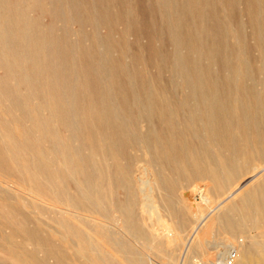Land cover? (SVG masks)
I'll return each mask as SVG.
<instances>
[{
	"label": "rangeland",
	"instance_id": "obj_1",
	"mask_svg": "<svg viewBox=\"0 0 264 264\" xmlns=\"http://www.w3.org/2000/svg\"><path fill=\"white\" fill-rule=\"evenodd\" d=\"M24 5L25 35L18 42V52H21L20 60L25 70L17 68L7 47L0 42V78L6 73L5 66L10 64L16 74H27L28 83L41 87L48 82L55 88H61L68 107L76 104L79 113L77 111L70 117V125L56 121L53 112L42 107L46 93H31L26 84L20 85L18 95L11 101L0 95V145L14 144L17 148L24 133L30 131L40 133L42 146L50 150L53 142L46 133L32 128V117L37 116L42 125L44 119L52 118L57 138L77 149L85 163L90 165L87 170L88 175L91 173L90 180L92 175L97 177L95 172L101 165L102 177L98 180V188L103 206L107 204L106 208L111 209L110 204L114 203L116 213L118 208L125 206V192L114 185L111 187L108 175H115L118 166L131 163L134 176L144 177L143 165L146 164L152 172L155 170L153 173L160 172L164 182L163 191L157 198L162 206L159 215L164 220L173 221L176 220L174 211L184 202H198V209L192 211L193 216L201 213L199 217L207 214L212 205L221 202L227 195L226 191L216 193L214 189L213 192L204 190L201 179L195 173L188 176L192 163L185 164L178 172L166 165L158 169L157 163H150L149 156L151 160L154 157L156 162L158 149L162 147L160 144L174 140L173 128L192 127L193 130L188 128L189 132H183V141L192 139L195 149L204 153L208 150L214 159L217 158L216 162L225 158L232 166L237 165L229 170L231 182L227 190L255 174L252 170L257 165L264 166V150L258 149L264 148V0H24ZM37 51L46 59L41 68L35 70L39 74L33 72L34 66L29 60L35 57ZM208 99L216 102L214 107L225 118L222 125L216 122L211 135L202 130L204 119L201 114L210 108L207 106ZM192 111L196 112L195 115ZM128 130L129 133L134 132V141H139L137 146L129 148L124 140L117 138H123ZM109 131L112 132L106 140ZM142 143L149 146L148 156L143 152ZM103 146L108 149L107 153ZM28 157L32 159L33 153H29ZM90 157L95 160L93 164ZM55 160L53 162L57 165L61 157L56 155ZM23 162L22 158H18L0 166V264H27L15 254H20L21 258L24 255L38 259L43 257L55 263L61 253L68 257L65 262L69 264H87L76 254L79 252L94 262L92 258L96 256L87 246L89 240L104 242L102 251L111 247L117 253V261L123 264L126 261L131 263V253L136 250L148 253L152 264H180L182 248L175 250L164 242L161 245L157 243L160 239H154V242L151 239V225L157 229L159 236L165 233L160 231L155 214L149 221L146 214L138 215L135 222L142 229L139 243L135 249L126 250L106 245L108 241L102 229L88 221L70 219L42 207L18 208L20 214L12 211L9 205L15 207L10 204L16 197L14 191H20L25 196L31 189L50 198L51 202L52 193L58 195L62 202L69 205L68 209L72 206L79 214L89 215L85 210L91 209L88 202L80 205L73 201L76 190L80 188L83 191L87 187L86 183L79 181L80 176H73V179L66 177L64 189L53 186L52 190H48L41 179H28L16 169L15 165L20 166ZM245 162L247 167H241ZM218 169L216 179L220 182L228 173ZM174 182L177 184L176 191H170ZM61 190L64 194L59 192ZM263 192L264 184H259L253 189L251 187L245 197L251 199ZM199 193H207L208 200H199ZM241 201L237 202L235 212L221 210L207 216L204 224L195 229V235L192 228L198 222L193 218L194 223L192 216L187 217L188 226L181 236L184 239L193 237L190 241L194 240L188 264H193V257H200L198 247L211 246L207 250V258L212 261L216 260V249L219 252L225 250L223 243L228 235L219 226L227 217L237 219L239 210L246 207L252 209L251 200ZM23 214L27 216L24 221ZM37 222L42 228L54 230L51 240L57 247L53 254L45 256L44 245L25 232L26 227L36 226ZM77 228L80 234L74 232ZM259 231H264L263 225L255 233ZM161 240L164 241L163 238ZM215 245L216 249L213 248Z\"/></svg>",
	"mask_w": 264,
	"mask_h": 264
},
{
	"label": "bare ground",
	"instance_id": "obj_2",
	"mask_svg": "<svg viewBox=\"0 0 264 264\" xmlns=\"http://www.w3.org/2000/svg\"><path fill=\"white\" fill-rule=\"evenodd\" d=\"M23 7H25L24 0H0V11H1L0 29L2 30V32H0V42L2 43V46L4 45L5 47H7V50L12 55L13 61H15L17 68L25 70L24 64L22 65V62L20 60L21 52H18L20 49L18 42L20 43V41H22V39L25 35V27H24V23H23V21L25 19V10ZM29 60L31 61L32 65L34 66L33 72L35 74H39L35 70H39L41 68V65L46 62L45 57L41 53H39V51H37L35 57L33 58V56H32L31 58H29ZM105 64L107 65V63H105ZM5 67H6V73L0 78V95L5 100L11 101L12 98H14L18 95V93H19L18 87L20 85L26 84L28 86L29 92H31V93L45 92L46 93V100L42 103V107L53 112V115L56 118V121L70 125V121H71L70 117L77 114L78 108H76L77 106L75 103H73V104H75L73 107H71V106L68 107L66 100H64L62 97V93H61L62 90H60L61 88H58V87L55 88L48 82L47 83L45 82L44 84H42L41 87H37L33 82L28 83V77H27V74L25 72H22V74L18 75V74H16V71L13 70V68L11 67L10 64L6 65ZM107 74H108V72H107ZM135 87H136V85H135ZM63 94H64V92H63ZM195 97H197V96H195ZM146 98L149 99L148 96ZM72 100H73V98H72ZM204 102H203V105H204ZM208 102L209 103L207 104V106H209L210 108L207 110L205 109L204 111H202V114H201L203 116V119H204V123L202 124V126H203L202 130H204L207 135H211L212 132L214 131V125L216 124V122H218L222 125L224 123L223 120L225 118L221 115V112L214 107V103H216L215 101L213 103V102L209 101V99H208ZM132 103H133V100H132ZM140 104H142V102ZM142 106H143V104H142ZM204 107H205V105H204ZM220 107H222V106L220 105ZM10 108L13 109L12 106H10ZM126 108H127V106H126ZM143 108H146V107H143ZM100 111H102V110H100ZM78 113H79V111H78ZM90 113H91V111H90ZM192 113H193V111H192ZM194 113H196V112H194ZM103 114H106V113H103ZM147 114L149 115V113H147ZM173 115H174V113H173ZM117 117H118V115H117ZM120 117H121V114H120ZM137 117H139V115H137ZM187 117H189V116H187ZM199 117H201V116H199ZM32 118H33L32 128L35 130L42 131V132L46 133L49 136V138L51 139V141L53 142L52 148L50 150H47L44 146H42L43 137L40 133L39 134H33L30 131L28 133L25 132L24 137L21 139V142L18 144L17 148L14 144L0 145V166L7 164V162H9L11 160H16L18 158H22L24 160V162L22 164H20V166L15 165L16 169L18 171H21L28 179H32V180H35L38 178L41 179L44 183V187L47 188L48 190H52L53 186H56L60 189H64L65 184H66V180H67L66 177H71L73 179V176L78 175V176H80L79 181L86 183L87 187L83 191L79 190L80 188H78L76 190V195H75L76 198H74L73 201L74 202L77 201V203H79L80 205H82L84 202L85 203L88 202L89 205L91 206V209L85 210L89 213V215L79 214L72 206H70L72 209H68L67 207L69 205L65 202H62L58 195H53V193H52V196H53L52 200L54 202L53 201L51 202L50 198H46L45 196H41L37 192L33 191V189H31V190H28V192L26 193V195H25L26 197L22 195L23 193L20 194V191H14L13 194H15L16 197L14 199H12L14 201H11L10 204L11 205L13 204L15 207L13 208L9 205V207L12 211L18 212V211H20L19 210L20 208L24 210V209L29 208V207L30 208H32V207H34V208L40 207L41 208L42 207L43 209L47 208L49 210L56 211L60 215L67 216L70 219H74V220L80 219L83 221H88L89 223L94 224V225H96L102 229L103 236L108 241V243L106 245H108L110 247V244H112V246L117 247V249L118 248H123V249L125 248L126 250L135 249L137 244L139 243V239H140L139 234H140L141 228L139 229L138 223L135 222V220H137L138 215L146 214L148 216L147 217L148 221L150 220L151 216L155 217V215H156V217H157V218L155 217V219L157 221L156 223L162 229V230L160 229V231L161 232L165 231V233H163V234L161 233L162 235L159 236L157 234L158 232L156 233L157 229H153V226L149 225L150 231L153 232L151 239L153 240V242H154V239H155V241L160 239L157 241V243H159L161 245V242H164L165 245L173 246L175 248V250L182 248L184 251H183V254L181 255L182 259L180 258L181 259L180 264H188L187 260H188L189 254L191 253L192 243L194 242V240L190 241L193 237L192 238L189 237L187 239H184L181 236V232L184 231L188 226L187 217L192 216L191 218L192 219L195 218V220L198 222V223H196V221L193 219L194 223H196V225H197L195 228H192L193 229L192 234L195 235L196 234L195 229L198 227V225L202 226L204 224V219L207 216H210V214H212L214 212L221 211V210H224L228 213L233 212V211L235 212V211H237V208H236L237 202H239L240 200H242L241 202H243L245 200H247V201L251 200L252 209L249 207H246V208H243L242 211L239 210L240 214H239V216H237V219H230L227 217L225 219V222H222V224L219 226L221 228V230L223 231V233L228 235V237H226V240L223 243L224 244L223 248L225 250H223L222 252L221 251L219 252L216 249L217 245H215L213 247L214 249H216L215 254L217 253L216 254V256H217L216 260L212 261V259H209V257L207 258V250H209L211 246L200 248L196 244L195 246L200 249V257L199 258L193 257L191 262H193V264H264V231H259L258 233H255V231L259 230L262 227V225L264 226V192L261 193L257 197H254V198L252 197L251 199L250 198L247 199L245 197V194L247 193V191H249V189L251 187L253 189L255 186H258L259 184L260 185L264 184V166L260 167L257 165V167L252 170V173L256 172L255 174H252L251 177H247L246 179H244L243 181H241L240 183L235 185L233 189L227 190V188L229 187L230 182H231V174L229 173V170L231 169V167H236L237 165L232 166L230 164V161H227L224 157H223L224 159H218V161L216 162L215 159H217V158L214 159V157H213L214 155L212 156V154L209 153L208 150H205V153H204L201 150L199 151V149H195L193 147L194 142L192 139L183 141L181 138L183 132L187 131L188 128L191 129L192 127L189 126L186 128H178V127L173 128L174 140L170 143H165V145H164V143L160 144V145H162V147L159 145L161 148L158 149V155L155 158L156 162L154 161V157H153V160H151L152 157L150 158V156H149L150 163H157L158 169H161L164 165L169 166L171 169H173L176 172L182 171L183 168L185 167V164L190 165V163H192L190 165L189 170H188V176H190L191 174H194V173L197 174L199 176V178L201 179V187H203L204 190L207 191V189H210L212 191L214 189L213 191L216 193H220L221 191L222 192L226 191L225 192L227 194L226 197L224 199H222L221 202H218L215 205H212L210 207V209L208 210L207 214L201 215L199 217H198V215L201 213L196 214V211H195L196 215L193 216L194 212L192 211V210L198 209V207H197L198 202H196V203L193 202V204H187L186 202H184L183 205H181L180 207L177 208V210L174 211L175 212L174 218L176 219L175 221H173L171 219H170L171 221L170 220H164L159 215V212H160L162 206H161L159 200L157 199L160 197L161 191H163L161 188H162V183H164V182H162V177H161L160 172H159V174L158 173L155 174V173H153V172H155V170L152 172V169L150 170L149 167H147L146 164H144L143 170L145 171L146 174L144 175V177H141V176L136 177V176H134V174H133L134 172L130 168L131 163H125V165L118 164L121 167H119L117 165L118 166L117 167V173L115 175H113V174L108 175V177H107L108 181L111 184V187H113L112 185H114L118 188H121L125 192V204H124L125 206H124V208H118L117 207L118 210L116 213V209L114 210V208H113L115 206L114 203H113V205L110 204L111 209H108L105 206L107 204L104 203L105 205L103 206L102 203L100 202L102 195L100 194L101 192L99 191V188H98V183L100 182L98 180H100V178L102 177L100 175L101 174V167H100L101 165H98V167H100V168L97 167V169H96L97 172H95V173H96L97 177H94L92 175L91 180H90L91 173L89 175L87 174V170H89L90 165L85 163V161L81 157L80 152L78 153L77 149L73 148L74 149V153H73V149L71 148L72 146L70 147V145L68 143H66L65 141L59 140L57 138L56 130H55V127L53 125L54 120L52 118L44 119L43 121L45 123L42 125V123L37 121V120H39L37 118V116L32 117ZM104 119H107V117ZM254 119H255V117H254ZM113 121H114V119H113ZM120 121H121V119H120ZM127 121H128V119H127ZM133 121L135 122L134 119H133ZM189 122H190V120H189ZM191 122H192V120H191ZM109 123H111V122H109ZM176 126H178V124ZM184 126H186V125H184ZM73 128H74V125H73ZM113 128L114 127H112V129ZM132 130L134 131L133 128H132ZM192 130H193V128H192ZM69 131H71V130L69 129ZM129 131L130 130L126 131L125 136L122 135L123 138H121V136L120 137L118 136L117 138L119 140H124L123 142H125V144H127V147L130 148V146H133V147L137 146L139 141L138 142L134 141L135 136L133 134L135 131L133 132V134L129 133ZM111 132L112 131L108 132V136H106V140H107V137L108 138L110 137ZM119 132H120V130H119ZM188 132H189V130H188ZM255 132H257V131H255ZM195 136H196V134H195ZM258 136H259V134H258ZM196 137H194L193 139L196 140L198 138V137L197 138ZM214 137H215V135H214ZM90 139H91V137H90ZM141 139H142V137H141ZM146 139H147V137H146ZM148 139H149V137H148ZM67 140H68V138H67ZM215 142H216V140H215ZM143 143H142V145H143ZM122 144L123 143L121 142V145ZM146 145H143L141 147L143 149L145 156H148L149 152H147V151L149 149V146L148 145L146 146ZM258 149H259V151L264 150V148H261V147H259ZM104 150H105L104 151L105 153L108 152V149H106L105 147H104ZM237 151H240V149H237ZM29 153H33L32 159H29V157H28ZM56 155H59L61 157V162L57 165L54 163L56 161L55 160ZM200 155H201V157H200ZM202 155H204V157ZM139 159H141V158H139ZM93 161H95V160L91 159V157H90V163H92ZM30 165L32 166V168H30ZM132 166H133V164H132ZM241 167H243V168L247 167L246 162L244 164H242ZM138 168H140V167H138ZM218 168H222L228 173L227 176L224 177L223 179H221L220 182L217 181L218 178L216 176L217 175L216 171L219 170ZM237 171H238V168H237ZM231 172H232V170H231ZM221 178H222V176H221ZM189 179H191V178H189ZM215 179H216V181H215ZM76 181H77V179H76ZM4 182L6 184H8L6 181H4ZM77 185H79L78 187H81L80 183H78ZM176 187H177V184H176V182H174L171 186V189H169V190L174 191V189H175V191H176ZM10 191H11V189H10ZM170 191L168 192L169 195L171 194ZM59 192L61 194H64L63 190H61ZM11 194H12V192H11ZM198 196H201L200 197L201 199L199 197L198 198L202 202L205 201V199L208 200V194L207 193L206 194L202 193ZM66 200H68V199H66ZM188 200H189V198H188ZM165 201H167V200H165ZM114 202H115V200H114ZM167 206H168V203H167ZM28 212H29V210H28ZM167 212H168V210H167ZM198 212H201V211H198ZM30 213H32V212H30ZM218 216H219V214H218ZM21 217H22L23 221L25 220V218H27V216H25V214L21 215ZM37 224H38V222H37ZM66 224H68V223H66ZM61 226H63V225H61ZM44 228H46V227H44ZM44 228H42V225L39 223L38 225L33 226V227H29V228L26 227L25 232H27L31 238L35 239L40 244L44 245L45 252H46L45 256H48L50 254H53L54 248L57 247V244H54L51 240L52 239L51 235L54 233V230L52 228H46V229H44ZM251 230H252V235L250 234ZM79 231H78V228H77V231L74 230V232L76 234H80ZM170 232H173V234H170ZM161 238H163L164 241H162ZM89 241H88L87 246H89V249L93 253V256H96L95 258H92L94 262H92L89 258H86L85 256H83L81 253L78 252V254H76V255H79V259L81 261H84L87 264H123L122 262L120 263L119 260L117 261V259H118L117 253L113 252L111 250L112 249L111 247L108 250L110 252L102 251L104 242L100 243V242L94 241V240L90 241V242ZM72 245H73V242H72ZM141 246H142V244H141ZM61 248H64V247H61ZM213 248H211V249H213ZM13 250H14V248H13ZM230 252H232V253H230ZM58 253H60V252H58ZM72 254H71V256H72ZM15 255L18 257V259H20L23 262H26L27 264H69L68 262H65V260L68 261V257H66L63 253L58 254L59 258L56 259L55 263H50L47 261V258H43V257L41 259H38L37 257H34L32 255H24L21 258L20 254H15ZM130 258L132 260L131 263L129 261L128 262L126 261V262H124V264H152L151 257L149 256V254L142 252V251H137V250L134 251V254L131 253ZM130 258H129V260H130ZM72 264H74V263H72Z\"/></svg>",
	"mask_w": 264,
	"mask_h": 264
}]
</instances>
